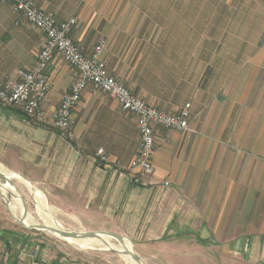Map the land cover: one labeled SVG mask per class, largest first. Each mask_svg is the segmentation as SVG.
I'll return each instance as SVG.
<instances>
[{
	"label": "crops",
	"instance_id": "crops-1",
	"mask_svg": "<svg viewBox=\"0 0 264 264\" xmlns=\"http://www.w3.org/2000/svg\"><path fill=\"white\" fill-rule=\"evenodd\" d=\"M32 1L59 19L77 18L72 37L83 53L90 54L101 40L112 44L93 19L75 14L70 0ZM44 42L39 29L22 21L10 3L0 2V86L33 67ZM126 58L103 55L109 73L123 78L136 95L170 113L191 102L190 131L155 126L152 175L132 182L137 119L106 93L84 91L69 133L54 125V113L76 77L59 54L49 71L45 121L0 107V165L25 179L28 191L29 185L39 189L61 219L118 233L137 243L141 257L147 255L142 250L161 258L185 257L183 251L169 252L168 243L192 241L194 235L205 247L214 241L211 226L218 231L228 226L233 233L223 236H234L225 239H234V252L250 264H264V103L259 105L263 96L255 87L264 58L249 60L253 79L242 93L236 94L233 79L211 96L202 85L204 65H197L199 75L193 78L180 73L184 68L176 73L162 54L148 62L142 53ZM101 147L110 156L105 164L94 158ZM42 237L10 225L0 198V264H97Z\"/></svg>",
	"mask_w": 264,
	"mask_h": 264
},
{
	"label": "rangeland",
	"instance_id": "rangeland-1",
	"mask_svg": "<svg viewBox=\"0 0 264 264\" xmlns=\"http://www.w3.org/2000/svg\"><path fill=\"white\" fill-rule=\"evenodd\" d=\"M70 2L74 5L75 14L80 12L85 19H93L99 30L105 31L104 37L107 38L109 35L113 39L112 44L105 46L104 50L109 59L127 57L129 60L132 56L142 53L148 62L151 58H160L162 54L170 60L172 66L177 67L176 73L184 68L185 71L180 73L193 78L199 75L195 70L197 65H204L202 85L207 86L208 96L216 89L222 92L221 88H224L225 84L229 86L233 79L237 86L236 94L239 91L242 93L247 82L253 79V72H248L249 60L254 57L264 58V0H70ZM263 73L264 68L258 66L255 87L258 89V97L263 96L258 98L259 105L264 103ZM111 74L119 81H123L120 76ZM3 181L4 179L0 177V182ZM13 181L26 200L30 221L42 223L43 216L37 212V201L34 196L21 181L16 179ZM0 198L4 219L14 227L24 228L11 212L8 201L13 200V195L2 193ZM48 206L54 218L66 228L93 231L61 219L55 209L49 204ZM210 228L209 233L213 237H209L214 241L205 247L197 243L194 235L191 236L192 241L168 243L169 246L166 248L169 252L183 251L187 254L185 257L179 255L161 258L153 256L158 254L155 251L142 250V254H147L142 258L148 264L251 263L249 259L234 252V239L225 240L234 237L223 236L225 233L232 234L233 227L228 229L227 226L220 231L215 226ZM29 232L46 237L62 249L86 256L97 264L129 263L110 249L81 250L53 234L36 229H29ZM130 242L132 249L138 253L140 247L137 243Z\"/></svg>",
	"mask_w": 264,
	"mask_h": 264
},
{
	"label": "built area",
	"instance_id": "built-area-1",
	"mask_svg": "<svg viewBox=\"0 0 264 264\" xmlns=\"http://www.w3.org/2000/svg\"><path fill=\"white\" fill-rule=\"evenodd\" d=\"M53 2L56 0H45ZM10 3L22 21L34 25L45 36L35 65L19 72V79H8L0 86V107H12L28 118L45 121L44 107L50 80V67L55 55H61L76 71V77L69 91L62 98L54 113V125L64 133H69L73 123V113L87 89L102 91L114 98L124 111L132 113L138 124L140 141L138 153L132 159V182L139 184L143 177L154 173L155 126L181 132L190 131L191 103L187 102L177 113L160 110L148 103L123 82L109 73L103 52L106 43L98 42L90 54H85L72 37L76 18L59 19L53 12L45 11L32 0H0ZM97 162L105 164L110 156L104 148L95 152ZM37 264V263H36Z\"/></svg>",
	"mask_w": 264,
	"mask_h": 264
},
{
	"label": "bare ground",
	"instance_id": "bare-ground-1",
	"mask_svg": "<svg viewBox=\"0 0 264 264\" xmlns=\"http://www.w3.org/2000/svg\"><path fill=\"white\" fill-rule=\"evenodd\" d=\"M1 165H0V172L2 174L7 175V177H9L12 180L16 179V180H19L21 182L25 181L23 183H25V185H27V181L25 179L23 180V178L20 175L14 173L12 171H8V170L4 169ZM28 188L31 191V193L33 194L35 200L37 201V210H38L37 212L43 216L42 223H35V222L30 221L29 213L25 214V208L23 206L21 196H20L19 191L17 190L16 186L11 185L5 179L3 182H1V192L6 194V195H7V193H10L11 196L13 195V200L11 201L9 199L8 202L10 205V209L12 210L11 212H13L14 217L18 222L23 220V222L26 226H40L42 228H39L37 230L53 234V235L65 240V241H67L68 243L72 244L77 249H81V250L110 249V250H116L119 252L124 251L123 244H121L116 238L108 236V235H102L101 234V235H99V237H96V238L76 239V238H70V237H63V236L59 235L58 233L48 229V228H58V229L66 230L68 228H66L60 221H58L56 218H54V216L52 215V212L49 209L48 203L46 202L44 196L39 192V189L36 190L37 188L34 189L30 185ZM114 240L116 242H114ZM125 243L127 246L132 247L131 242L128 239H125ZM121 256L124 257V259H126L127 261H129L130 264H137L132 259V257L130 255L123 254Z\"/></svg>",
	"mask_w": 264,
	"mask_h": 264
},
{
	"label": "water",
	"instance_id": "water-1",
	"mask_svg": "<svg viewBox=\"0 0 264 264\" xmlns=\"http://www.w3.org/2000/svg\"><path fill=\"white\" fill-rule=\"evenodd\" d=\"M0 177H2L3 179L7 180L11 185L13 186H16L15 185V182L10 179L9 177H7V175H4L0 172ZM17 190L19 191V194L21 196V200L23 202V206L25 208V214H28V211H27V203H26V200L25 198L23 197L21 191L19 190V188L16 186ZM0 191H1V182H0ZM2 194V193H1ZM6 200V199H5ZM7 201V200H6ZM20 223L28 228V229H39V228H42L40 226H26L22 221H20ZM56 233H58L59 235L63 236V237H70V238H76V239H80V238H96V237H99V235H108V236H111V237H114L116 238L121 244H123L124 246V251L123 252H119V251H116V250H113L115 251L116 253L118 254H125V255H130L132 257V259L137 263V264H148L145 260H143V258L138 254L136 253L132 247H129L126 245L125 243V237L118 234V233H114V232H109V231H75V230H70V229H66V230H62V229H58V228H48Z\"/></svg>",
	"mask_w": 264,
	"mask_h": 264
}]
</instances>
